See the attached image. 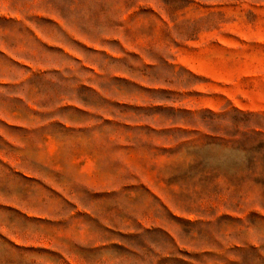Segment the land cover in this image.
<instances>
[{
	"label": "rangeland",
	"instance_id": "1",
	"mask_svg": "<svg viewBox=\"0 0 264 264\" xmlns=\"http://www.w3.org/2000/svg\"><path fill=\"white\" fill-rule=\"evenodd\" d=\"M0 264H264V0H0Z\"/></svg>",
	"mask_w": 264,
	"mask_h": 264
}]
</instances>
